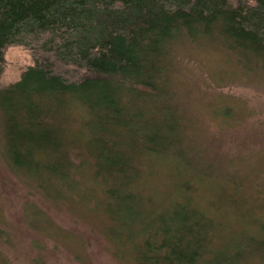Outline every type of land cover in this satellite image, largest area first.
<instances>
[{
  "label": "trees",
  "instance_id": "obj_1",
  "mask_svg": "<svg viewBox=\"0 0 264 264\" xmlns=\"http://www.w3.org/2000/svg\"><path fill=\"white\" fill-rule=\"evenodd\" d=\"M11 44L34 63L0 88V159L32 195L97 221L116 264H264V180L242 187L176 80L209 52L216 83L263 81L264 0H0V73ZM232 112L209 110L223 128ZM22 217L68 243L35 202Z\"/></svg>",
  "mask_w": 264,
  "mask_h": 264
},
{
  "label": "rangeland",
  "instance_id": "obj_2",
  "mask_svg": "<svg viewBox=\"0 0 264 264\" xmlns=\"http://www.w3.org/2000/svg\"><path fill=\"white\" fill-rule=\"evenodd\" d=\"M3 57L0 88L17 81L21 73L34 63L32 49L20 44L6 46ZM193 58H183L181 63L185 71L176 72L179 92L185 99L183 104L196 118V125L204 131V139L208 143L211 142L217 146V151L222 150L229 157L237 156V172L246 176L242 179V187L251 191V183L257 186V181L264 180V80L250 81L233 72L231 65V73L238 76L216 83L211 76L220 72L216 67L220 64V58L209 52ZM221 103H228L234 111V117L224 128L209 113L213 106ZM1 137L0 128V140ZM227 157L224 156L222 164ZM255 191L256 187L252 189V192ZM260 191L259 194L264 196V192ZM31 192V188L9 174L0 159V229L5 230L10 238L9 243L0 247L10 258L11 264H34L38 255L46 264H116L106 249V241L99 232L97 221L75 216L66 209L54 208ZM28 201L35 202L45 210L54 225H50L52 230L57 228L67 234V244L59 237L47 233L41 235L25 225L22 206ZM263 201L257 199L253 203L257 213L263 214L262 218ZM35 240L41 246L36 242L34 244Z\"/></svg>",
  "mask_w": 264,
  "mask_h": 264
}]
</instances>
